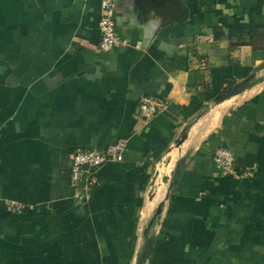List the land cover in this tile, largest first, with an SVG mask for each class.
Listing matches in <instances>:
<instances>
[{"label": "crops", "instance_id": "1", "mask_svg": "<svg viewBox=\"0 0 264 264\" xmlns=\"http://www.w3.org/2000/svg\"><path fill=\"white\" fill-rule=\"evenodd\" d=\"M102 1L0 0V264H264V80L216 100L264 78V0H113L106 53ZM146 95L168 102L149 120ZM121 138L74 186L72 154Z\"/></svg>", "mask_w": 264, "mask_h": 264}, {"label": "built area", "instance_id": "2", "mask_svg": "<svg viewBox=\"0 0 264 264\" xmlns=\"http://www.w3.org/2000/svg\"><path fill=\"white\" fill-rule=\"evenodd\" d=\"M116 5L113 0H103L99 21L100 42L99 52H111L127 45L117 29L115 21ZM199 40L211 39V36L199 35ZM168 106L165 98L155 95L143 96L138 105V114L142 119L149 120L156 117ZM128 139L121 138L115 143L101 150H76L72 154L71 176L73 184L83 191L91 189L97 182L98 169L108 162H121L127 149ZM214 163L222 174H231L235 167V154L228 146H218L214 151ZM7 207L12 212H21L24 205L17 201L8 200Z\"/></svg>", "mask_w": 264, "mask_h": 264}, {"label": "water", "instance_id": "3", "mask_svg": "<svg viewBox=\"0 0 264 264\" xmlns=\"http://www.w3.org/2000/svg\"><path fill=\"white\" fill-rule=\"evenodd\" d=\"M256 82H261L264 80L263 77L261 78H255V74L251 75L249 78H247L246 80L240 82L239 84L235 85L234 87L222 92L221 94H219L217 97H216V100L217 101H222L226 98H228L229 96L233 95V94H236V93H239L241 91H243L244 89L248 88L251 84V81L254 80ZM186 138V134H184L182 136V138L179 140V144L182 143ZM161 210H162V204H160L156 210V213L154 215V217L152 218V220L150 221V224H149V227L150 228L152 226V224L154 223L155 221V218L157 216L160 215L161 213ZM151 245H152V242L149 241L146 245V248H145V251H144V255L146 256L147 254H149L150 250H151Z\"/></svg>", "mask_w": 264, "mask_h": 264}, {"label": "trees", "instance_id": "4", "mask_svg": "<svg viewBox=\"0 0 264 264\" xmlns=\"http://www.w3.org/2000/svg\"><path fill=\"white\" fill-rule=\"evenodd\" d=\"M239 33H241L242 31H238ZM254 32V31H253ZM253 32H251L250 33V35L252 36L253 35ZM235 33V30H230V32H229V35H233ZM215 36L216 37H219V32L217 31V30H215ZM253 38L251 37V40H249V41H246V40H242V39H239L238 40V42L236 43L237 45L238 44H243V43H251V44H254L255 42H253V40H252ZM215 97V96H214ZM203 108V107H202Z\"/></svg>", "mask_w": 264, "mask_h": 264}, {"label": "bare ground", "instance_id": "5", "mask_svg": "<svg viewBox=\"0 0 264 264\" xmlns=\"http://www.w3.org/2000/svg\"><path fill=\"white\" fill-rule=\"evenodd\" d=\"M173 162V161H172ZM163 170V169H162Z\"/></svg>", "mask_w": 264, "mask_h": 264}]
</instances>
